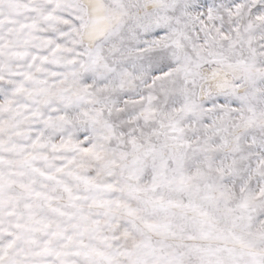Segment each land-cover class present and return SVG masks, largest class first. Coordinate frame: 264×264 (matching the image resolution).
Masks as SVG:
<instances>
[{
    "label": "rangeland",
    "instance_id": "374dc122",
    "mask_svg": "<svg viewBox=\"0 0 264 264\" xmlns=\"http://www.w3.org/2000/svg\"><path fill=\"white\" fill-rule=\"evenodd\" d=\"M102 2L0 0V264H264V0Z\"/></svg>",
    "mask_w": 264,
    "mask_h": 264
},
{
    "label": "bare ground",
    "instance_id": "6f19581e",
    "mask_svg": "<svg viewBox=\"0 0 264 264\" xmlns=\"http://www.w3.org/2000/svg\"><path fill=\"white\" fill-rule=\"evenodd\" d=\"M83 4L86 6L89 22L83 31V41L86 43L93 44L96 39L101 37V35L106 30V19H104V4L102 0H82ZM221 72V71H220ZM211 75V74H210ZM212 86L224 85L222 75L215 74L210 77ZM210 82V83H211ZM226 82V81H225ZM216 88V87H215Z\"/></svg>",
    "mask_w": 264,
    "mask_h": 264
}]
</instances>
